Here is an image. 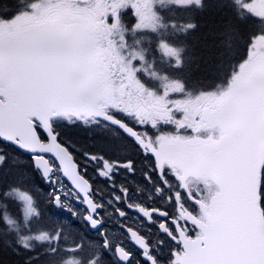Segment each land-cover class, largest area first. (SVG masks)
<instances>
[{"label": "snow or ice", "instance_id": "snow-or-ice-1", "mask_svg": "<svg viewBox=\"0 0 264 264\" xmlns=\"http://www.w3.org/2000/svg\"><path fill=\"white\" fill-rule=\"evenodd\" d=\"M128 6L132 30H156L151 0L0 5V140L26 154L8 161L0 146V231L14 230L13 250L31 253L24 264H72L77 254L86 264H264V29L249 35L218 91L171 97L185 83L165 72L155 95L136 75L147 50L126 59L110 38ZM246 13L264 21V0H245ZM156 49L182 66L183 47L161 37ZM66 127L88 128L104 150L78 157Z\"/></svg>", "mask_w": 264, "mask_h": 264}, {"label": "trees", "instance_id": "trees-1", "mask_svg": "<svg viewBox=\"0 0 264 264\" xmlns=\"http://www.w3.org/2000/svg\"><path fill=\"white\" fill-rule=\"evenodd\" d=\"M205 1L204 10L195 14L197 29L189 39L192 64L189 72L185 70V74L189 73L194 82H203L204 87H214L223 71L226 78L228 77L230 67L243 55L249 35L264 29V21L250 13H246L245 18L241 19L239 12L242 8L233 4L232 0ZM5 2L6 0H0V5ZM0 146L8 153V161L16 156L25 158L8 145L0 143ZM17 166L31 168L28 163L11 165L13 169ZM33 178L35 180L36 176ZM8 207L14 211L11 203ZM2 211L3 209H0V212ZM4 227L6 225L0 223V228ZM20 231H26L22 221ZM16 247L19 246L16 244L15 231H0V264H24V256L31 253L21 249L20 254H17L13 250ZM33 264L38 262L34 261Z\"/></svg>", "mask_w": 264, "mask_h": 264}, {"label": "flooded vegetation", "instance_id": "flooded-vegetation-1", "mask_svg": "<svg viewBox=\"0 0 264 264\" xmlns=\"http://www.w3.org/2000/svg\"><path fill=\"white\" fill-rule=\"evenodd\" d=\"M145 12H147V8L145 7L144 9ZM173 12H177V10H173ZM168 11L166 9L162 10V17L165 19V27H170L172 28L173 31L169 30L170 34L168 36V41L173 43L176 46H181L183 47V53L182 55L185 58V62H192L191 58V50H190V36L191 31L190 29L187 31H183L180 33L178 31L179 27L176 25L175 27H172L170 24V21H175L178 23L180 26L182 23H188L189 22V14L188 10H180L178 11L175 16H169L167 15ZM120 17L122 20V25L120 30H114L111 33L110 38L116 43V45H121L124 44L123 47L120 48L121 55L125 56L127 59L132 50H141V49H146V60L145 63L150 64V72L145 73L143 70V66L140 67L136 73L137 78L145 84L147 88H150L155 95L161 94L159 91V84L158 82H155L154 79L157 78V74L155 76L152 75V73L155 72V67H158V62H159V52L156 49V42L159 38V25H156V30L153 31L151 29H144V30H132L131 25L135 23L136 17L133 14V9L131 6H128L126 8H123L120 10ZM159 20V16H158ZM111 21V16H109V22ZM121 31L123 32V35L125 36V42H122L120 37H121ZM190 53V54H189ZM153 57H155V61L153 63ZM156 73V72H155ZM188 91H191L189 89H186ZM161 130L163 131H175V126L171 123H162L160 125ZM189 132L191 131L190 129L188 130ZM211 130L207 129H202L200 131L201 135H207L208 132ZM65 135H67L76 145V147L73 149L76 152V155L79 157L82 155L83 150L87 151H102L104 150L100 144L95 143L94 141L96 140V133H93V135H89V129L88 128H79V127H73V128H65L64 129ZM137 159H139L137 157ZM197 182L194 180L193 181V186H196ZM49 187V186H48ZM47 191L51 189V187L48 188ZM53 209L56 211L57 217L60 218H69L75 220V218L67 217L65 214V210L57 208L55 205H47V211L50 212L53 211ZM78 223V222H77ZM115 227V225H113ZM86 235L89 236L90 239H97L98 237L96 236V233L94 230H87ZM74 264H86L85 257L83 255L77 254L75 255L73 259Z\"/></svg>", "mask_w": 264, "mask_h": 264}, {"label": "rangeland", "instance_id": "rangeland-1", "mask_svg": "<svg viewBox=\"0 0 264 264\" xmlns=\"http://www.w3.org/2000/svg\"><path fill=\"white\" fill-rule=\"evenodd\" d=\"M139 2L143 3V0H139ZM245 2V0H241V5L239 6H242L243 3ZM151 5H152V8L154 10H158L160 15H159V23L158 25L160 26L159 27V38L163 37L165 39L168 40V36L170 34L169 30L173 31L172 28L170 27H165V19H163V17L161 16L162 15V10L163 9H173L174 7H182V6H176L174 4H170L168 2V0H151ZM185 7V6H183ZM176 25L179 27L178 31L183 32V30H181V26L176 23ZM175 25V26H176ZM173 27V26H172ZM159 56V62H158V67H155V66H152L155 68V72L157 74V78L154 79L155 82H158L159 86V91L162 92V86L164 84V80L161 78L163 76V74L166 72L165 69H169L171 72L173 70H176V69H181L183 67L182 66H174L173 64H170L168 58H166L165 56H163L161 53L158 54ZM150 64L148 63H143V70L145 73H148L150 72ZM170 74V73H169ZM172 77H174V75L170 74ZM227 83V78L225 76V73L223 71L222 74H220V77H219V84H224L226 85ZM198 92H191V91H188L186 90L185 88L182 90V92H179V93H172L170 94L171 97H184V98H189L191 97L192 95H196ZM30 243L32 244H35L37 243L36 241H30Z\"/></svg>", "mask_w": 264, "mask_h": 264}, {"label": "water", "instance_id": "water-1", "mask_svg": "<svg viewBox=\"0 0 264 264\" xmlns=\"http://www.w3.org/2000/svg\"><path fill=\"white\" fill-rule=\"evenodd\" d=\"M20 150V149H19ZM21 151V150H20Z\"/></svg>", "mask_w": 264, "mask_h": 264}]
</instances>
